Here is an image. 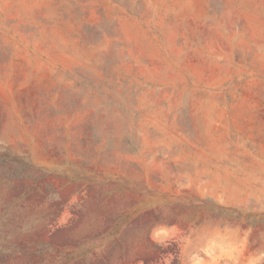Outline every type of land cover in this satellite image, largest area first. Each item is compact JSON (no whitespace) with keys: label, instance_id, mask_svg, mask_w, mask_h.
<instances>
[{"label":"rangeland","instance_id":"1","mask_svg":"<svg viewBox=\"0 0 264 264\" xmlns=\"http://www.w3.org/2000/svg\"><path fill=\"white\" fill-rule=\"evenodd\" d=\"M0 264H264V0H0Z\"/></svg>","mask_w":264,"mask_h":264}]
</instances>
